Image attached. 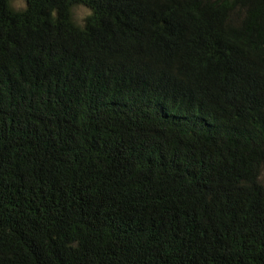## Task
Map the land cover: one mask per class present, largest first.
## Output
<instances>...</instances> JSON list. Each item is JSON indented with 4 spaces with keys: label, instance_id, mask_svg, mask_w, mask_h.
Instances as JSON below:
<instances>
[{
    "label": "trees",
    "instance_id": "1",
    "mask_svg": "<svg viewBox=\"0 0 264 264\" xmlns=\"http://www.w3.org/2000/svg\"><path fill=\"white\" fill-rule=\"evenodd\" d=\"M13 1L0 264H264V0Z\"/></svg>",
    "mask_w": 264,
    "mask_h": 264
},
{
    "label": "rangeland",
    "instance_id": "2",
    "mask_svg": "<svg viewBox=\"0 0 264 264\" xmlns=\"http://www.w3.org/2000/svg\"><path fill=\"white\" fill-rule=\"evenodd\" d=\"M12 5L17 10H23L26 8V0H14ZM91 10L83 5L76 6L73 9V16L77 24L83 25L88 16H90Z\"/></svg>",
    "mask_w": 264,
    "mask_h": 264
}]
</instances>
